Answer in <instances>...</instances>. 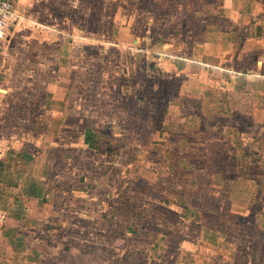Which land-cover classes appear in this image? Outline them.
Here are the masks:
<instances>
[{
    "label": "rangeland",
    "instance_id": "1",
    "mask_svg": "<svg viewBox=\"0 0 264 264\" xmlns=\"http://www.w3.org/2000/svg\"><path fill=\"white\" fill-rule=\"evenodd\" d=\"M31 2L0 51V224L19 216L0 264H264V199L241 195L255 209L240 214L216 176L255 169L225 165L202 97L154 87L175 80L159 48L215 39L225 0ZM29 167L37 202L18 190Z\"/></svg>",
    "mask_w": 264,
    "mask_h": 264
},
{
    "label": "crops",
    "instance_id": "2",
    "mask_svg": "<svg viewBox=\"0 0 264 264\" xmlns=\"http://www.w3.org/2000/svg\"><path fill=\"white\" fill-rule=\"evenodd\" d=\"M31 1L35 0H18L15 4L18 22H22L26 15L21 7ZM124 4V7H129L128 3ZM16 7H20V11ZM223 7L229 13L225 16L229 17L225 24L230 25L221 33L217 32L215 39L211 41L204 39L196 45H191L190 52L179 57L173 55L171 45L170 50L165 52L167 54H163L164 45L159 48V52H162L156 65L158 73H161L159 75L163 77L168 70L176 71L184 75V78L176 79V75L170 72V79L173 77L175 80L158 79L154 87L158 90L159 87L167 88L169 84L168 97L158 96L160 103H175V100L180 98H176L177 95L186 96L183 99L187 103L190 102L189 97L195 94L203 98L199 105L201 116L198 115L197 118L218 119L221 127L217 128V134H219L217 150L223 156V161H230L225 165L255 169L256 174L249 172L231 179L222 176L220 179V175H216L217 180H220L222 184L229 185L230 195L227 198L229 200L227 204L230 205V209L238 208L237 211L240 214L251 215L254 204L240 206L239 198L243 195L264 199V26L261 21H257L258 17L255 16L249 0H225ZM121 15L120 20L125 19L126 16ZM9 37L7 40H10ZM1 60L0 57V67ZM159 93H162L161 90ZM193 102L198 106V102L194 100ZM189 112L197 113L193 109ZM207 129L211 130V128ZM202 133L207 135L204 130ZM209 143H211L210 140ZM209 145L207 148L205 140L201 149L206 152L213 150L214 147ZM34 173L33 167L25 169V174L18 184V190L26 192L31 200L37 202L39 198L33 194L34 190L32 191L36 187L37 180V175ZM17 199H19L18 196ZM262 208L259 207L261 210ZM18 217L10 219L12 223L6 226L0 224V246L3 241L12 242L4 235L5 231H11L12 227L15 229L13 222H19ZM0 220L3 221L4 218L0 217ZM219 240L222 239L219 238Z\"/></svg>",
    "mask_w": 264,
    "mask_h": 264
},
{
    "label": "built area",
    "instance_id": "3",
    "mask_svg": "<svg viewBox=\"0 0 264 264\" xmlns=\"http://www.w3.org/2000/svg\"><path fill=\"white\" fill-rule=\"evenodd\" d=\"M18 0H0V51L11 33V22L18 19L15 4Z\"/></svg>",
    "mask_w": 264,
    "mask_h": 264
}]
</instances>
